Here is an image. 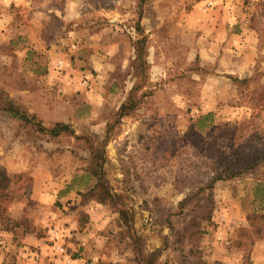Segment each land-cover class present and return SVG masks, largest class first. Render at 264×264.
<instances>
[{"label":"rangeland","instance_id":"rangeland-1","mask_svg":"<svg viewBox=\"0 0 264 264\" xmlns=\"http://www.w3.org/2000/svg\"><path fill=\"white\" fill-rule=\"evenodd\" d=\"M137 2L0 0L2 99L44 127L66 124L74 137L100 142L136 82ZM139 27L143 96L119 121L107 158L130 169L144 218L175 212L215 172L256 159L252 173L215 183L195 245L209 263L264 264V239L246 221L249 213L264 215V0H147ZM74 137L45 142L0 113V264H50L51 256L52 264H67L55 244L71 264L75 257L135 264L114 207L79 204L95 181L85 171L89 153ZM90 213L97 242L86 248L78 237ZM182 218H171L175 229Z\"/></svg>","mask_w":264,"mask_h":264},{"label":"trees","instance_id":"trees-1","mask_svg":"<svg viewBox=\"0 0 264 264\" xmlns=\"http://www.w3.org/2000/svg\"><path fill=\"white\" fill-rule=\"evenodd\" d=\"M146 1L138 0L136 5L135 31L139 38L132 44L136 82L125 101L109 116L105 123L104 136L100 142H94L87 137H74L73 131L66 124L53 123L44 127L34 115L25 113L7 97L2 99L1 94L0 113H5L10 119L15 120L27 136L31 137L36 134L45 142H56L63 138L74 137L83 144L89 153L85 171L94 179L95 184L86 192L78 194L79 204L84 206L93 201L97 204L110 203L114 207L118 222L125 230L135 264H217L205 261L195 245L200 235L199 225L202 221H209L211 217L213 187L218 181L241 178L252 173L257 166L256 159L247 161L236 168L227 166L226 170L221 173L215 172L205 184L179 201L175 212L170 214L158 211L155 217L144 218L136 210L132 190L128 186L131 176L130 169L127 166L115 164L106 156V144L117 130L119 121L134 114L143 96L138 95V92L142 89L146 79V66L143 59L145 39L142 37L139 21L142 6ZM227 78L236 85L248 83V79L238 80L231 76ZM207 119V117L203 118V120ZM112 182H119L118 189H115ZM0 210L2 212L1 207ZM180 215L184 217L181 219L183 225L180 229H175L178 220L171 218ZM185 218L188 219L185 220ZM246 221L254 238L264 239V215L249 213L246 215Z\"/></svg>","mask_w":264,"mask_h":264},{"label":"crops","instance_id":"crops-1","mask_svg":"<svg viewBox=\"0 0 264 264\" xmlns=\"http://www.w3.org/2000/svg\"><path fill=\"white\" fill-rule=\"evenodd\" d=\"M88 221H89V224L86 226V228H85V230H83V235H80L79 237H78V240H80V242L82 243V245H84V246H86V248H88L90 245H92V242L94 243V242H97L96 241V238L94 237V235H93V232H95V230H96V226L95 225H93V223H95L96 222V220L93 218V215L90 213V214H88ZM85 232H88L86 235H85ZM90 238H92V240L90 239ZM90 240V241H89ZM35 242H36V244L38 245V243H37V241L35 240ZM36 245V246H37ZM39 246V245H38ZM46 247V246H45ZM47 248V247H46ZM40 254H39V256L41 255V256H43V257H45V254H47L46 253V250L44 249V251H43V249H42V247H40ZM49 253H50V251H49ZM51 254V253H50ZM74 263H77V264H81L82 263V260L79 258V257H75L74 259ZM47 262H49L50 264H52V262H53V258H52V256L51 257H49V260L47 261ZM22 264L24 263V264H31V263H34L32 260L30 261V260H28L27 262H25L24 260H22V262H21ZM43 263V260L42 259H40V264H42Z\"/></svg>","mask_w":264,"mask_h":264},{"label":"built area","instance_id":"built-area-1","mask_svg":"<svg viewBox=\"0 0 264 264\" xmlns=\"http://www.w3.org/2000/svg\"><path fill=\"white\" fill-rule=\"evenodd\" d=\"M52 234H56V232H53ZM54 250L56 251L57 254L59 255H63L65 258H66V263L67 264H71V260L65 255L64 251H63V248L58 245V244H55L54 246Z\"/></svg>","mask_w":264,"mask_h":264}]
</instances>
